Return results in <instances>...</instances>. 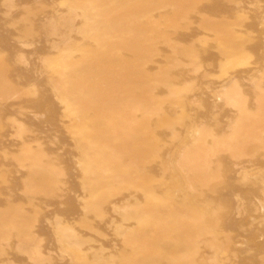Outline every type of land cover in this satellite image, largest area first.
I'll use <instances>...</instances> for the list:
<instances>
[{
	"label": "rangeland",
	"instance_id": "obj_1",
	"mask_svg": "<svg viewBox=\"0 0 264 264\" xmlns=\"http://www.w3.org/2000/svg\"><path fill=\"white\" fill-rule=\"evenodd\" d=\"M6 89L0 264H264V0H0Z\"/></svg>",
	"mask_w": 264,
	"mask_h": 264
},
{
	"label": "bare ground",
	"instance_id": "obj_2",
	"mask_svg": "<svg viewBox=\"0 0 264 264\" xmlns=\"http://www.w3.org/2000/svg\"><path fill=\"white\" fill-rule=\"evenodd\" d=\"M1 79H2V77H1ZM7 90H8V89L5 90L6 92H1L0 95H1V96H4V97L9 96V92H7ZM3 91H4V89H3Z\"/></svg>",
	"mask_w": 264,
	"mask_h": 264
}]
</instances>
